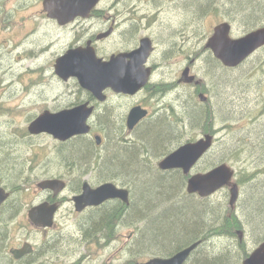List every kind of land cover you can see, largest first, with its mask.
<instances>
[{
	"label": "rangeland",
	"instance_id": "obj_1",
	"mask_svg": "<svg viewBox=\"0 0 264 264\" xmlns=\"http://www.w3.org/2000/svg\"><path fill=\"white\" fill-rule=\"evenodd\" d=\"M140 1L141 8L144 6H150L151 9L161 7L164 10V16L170 14L167 11L168 0ZM242 1L245 0H177L178 9L185 10V7L188 6L192 8L194 22L188 19V16L181 14L169 16L171 24L158 23L157 13L153 17L147 18L148 32L154 34L158 43V79L154 78L150 83L154 85L158 82V88L147 91V93L141 92L130 101L131 104L144 102L145 107L151 108L152 117L150 119L163 116V119L178 132V136H175L173 140L171 138L169 142L167 140L160 145V151L156 152L150 149L147 154L144 152L142 160L146 159V161L143 164L152 167L155 172H163L158 169L157 165L165 156L183 144L197 141L208 132L213 133L215 137L213 148L198 162L191 174L205 173L223 163L232 168L235 172L233 180L239 187V198L235 210H231L229 206V191L226 188L217 191L208 198L188 195L186 193V178L181 171H177L176 174L179 176L178 178H181L182 186L170 203L177 200L176 207L181 209L184 198L185 202L188 200L196 205H206L209 218L215 219L214 227L219 228L222 232L228 229L229 221L233 222V217L236 218L238 228L234 229V232L231 231L232 237H224L221 240L211 239L206 241L203 247L209 246L210 249L206 252L214 253L213 245L216 248L219 246V249L223 246L225 247L223 250L228 251L235 258L237 264L242 263L244 251L250 254L264 236V227L261 226L264 225V47L237 68L229 69L217 62L211 53L204 50V46L206 39L211 36L213 28L220 23H231L230 36L233 39L240 38L248 32L264 26V0H247L254 1L255 11H260L259 15H262L255 22L246 18L250 11L244 13L245 15L234 12L239 10ZM134 2H138V0H132V3ZM202 4H205L203 8L200 7ZM25 14H30V12ZM140 35L143 36L142 33ZM190 62H193L189 65L190 75L201 81V84L196 87L177 83L183 69ZM24 66L27 67V65ZM0 73L10 75L14 73V70L11 66L0 65ZM20 79L21 77L9 76L6 81L11 80L12 82ZM29 83L31 84L30 80ZM26 84L28 82L22 81L21 88L18 89L20 95H25L30 89ZM33 84L31 89L33 92L49 91L52 93L51 103L57 98L59 92L67 93L69 90L58 86L57 90L50 91L46 86ZM200 93L206 97V103L200 102L198 98ZM152 94H155L153 98ZM34 100L36 98L29 97L28 104L24 101L22 107L27 110V113L37 116L45 105L40 100H37L34 105ZM16 101L14 99L13 103ZM187 101L191 102L200 112H202V108H205L206 117L203 118V115L198 112V116L193 118V123H190L188 115L196 111H194V107H189L188 113L184 111L183 104ZM121 113L122 109L107 108L96 116V124L100 126L98 133L103 138L102 146L96 148L91 144L93 155L90 162L82 165V168L80 163L84 157L77 152V146L79 151H83L86 149L85 145L90 146V142L78 139L66 145L64 157L62 155V159L67 165L64 170L65 181L83 180L85 177H81L80 171H87L91 174L93 181L107 180L104 183L111 182L119 188L128 189L131 200L132 189L128 180L101 174L98 170L105 156H107L106 158L110 156L117 158L113 154V150L119 155L122 152L119 147L142 146L141 129H134L135 131L128 134L126 129L116 128L111 123V121H117ZM0 118H2L0 122L2 126L0 129V139H2L0 141L2 148L0 163L5 166L2 170L7 172L1 173V178L4 184L11 189V196L13 195L8 199L10 201L0 208V228L6 234L1 260L12 259L9 254L10 249L21 244L26 238L35 249L40 247L37 253L38 258L40 260L49 259L52 261L51 264H125L131 259L138 263L145 262L152 257H169L187 246L172 251L170 254H164L154 248L137 249L135 241L144 228L145 221L131 220L126 211L125 218L122 217L117 224L112 225L114 231L112 240H102L101 243L95 242L96 236H93L91 241L84 238V230L87 225H82V221L84 219L88 221L90 211L80 216L72 212L70 218H67V222L58 223L55 230L36 233L27 220V208L37 193L36 184L47 180L49 177L47 174L51 175V170L57 168L58 157L61 159V154H57L59 150L55 149V144L46 137H39L34 141L25 139L20 143L2 142L4 138L1 135L4 134V130H8L6 124L14 121L17 114L0 110ZM107 119L110 120L109 129L104 125ZM23 127L20 126V128ZM111 127L112 132L110 131ZM157 130L151 131L152 141L157 138ZM114 141L124 144L123 146L116 145L113 144ZM109 145L113 150L109 149ZM113 145L118 147L114 149ZM6 158H9L7 163L4 161ZM22 167L30 170L18 175L17 171H20L19 168ZM155 172L152 173V176L157 175ZM10 173L15 175L12 177ZM159 176L162 177L158 174ZM144 189L143 186L141 194ZM259 201L260 203H258ZM158 205L164 206L165 203L161 205L158 203ZM258 205L260 206L255 210ZM6 208L8 213H5L4 209ZM159 210L156 209L153 212ZM65 211H67L66 209H64V213L67 214L68 212ZM61 216L62 214H59V218ZM238 224L241 225V228ZM223 226L225 227L223 228ZM236 231L243 234L239 236ZM187 238L189 237L181 239V243H185ZM8 264L10 263L8 262Z\"/></svg>",
	"mask_w": 264,
	"mask_h": 264
},
{
	"label": "flooded vegetation",
	"instance_id": "obj_2",
	"mask_svg": "<svg viewBox=\"0 0 264 264\" xmlns=\"http://www.w3.org/2000/svg\"><path fill=\"white\" fill-rule=\"evenodd\" d=\"M168 1L167 11L170 14H165L164 16L163 8L151 9L150 6L141 8L140 0L134 3H132V0H98L92 5L89 3L74 5L73 0H68L69 7L59 11L45 8L43 4L44 0H0V65L11 66L14 70V73L10 75L0 73V110L17 114V118L14 121L6 124L8 130H4V134L1 135L4 138L2 142L13 141L20 143V141L25 139L34 141L36 138L46 137L55 144V149L59 150L57 154H61V159L58 157L59 164L57 168L51 170V175L47 174L49 176L47 180L63 181L65 187L61 191L56 192L51 189H40L37 186L39 183H37V193L27 208V211H29L32 206H38V204L43 203L57 206V210L53 215V226L51 228H36L30 223L26 214L28 222L36 233H46L55 230L58 223L67 222V218H70L72 212L80 216L90 210L104 207L115 201H106L97 207H87L81 212L75 210L74 198L82 193L84 183H88L91 188H97L107 180L93 181L91 174L82 170L80 171V175L81 177H85L83 180L65 181L66 175L64 170L67 165L65 160L62 159L65 147L67 144L75 142L78 139L90 142V146L92 144L96 148L97 146L101 147L103 138L99 136L98 129L100 126L96 124L95 118L107 108L122 109L119 119L113 121V126L116 128L126 129L128 134L139 129L152 117L151 108L145 107L144 102L131 104L130 101L141 92L147 93V91H153L158 88V82L154 85L148 83L142 91L134 96L122 93L116 94L111 89H107L103 93L104 100L100 101L90 92L80 88L78 78L75 75L68 73L65 74L67 75L66 77H63L64 72L56 69L57 62L66 58L70 53L75 52L77 53V58L83 56L86 60H89L91 57H95L103 63L110 62L112 58L116 59L119 62L118 67L122 70H127L135 67L130 64V58L127 55L135 51L138 52L142 43L146 41L151 50L144 63V67L150 70L149 82L154 78L158 79V43L154 34L148 32L147 18L153 17L157 13L158 23L171 24L172 21L169 16L181 14L188 16V19L194 22V14L191 7L188 6L187 9L180 10L177 8V0ZM77 6L78 8H76ZM28 12L30 14H25ZM229 24L231 25V23ZM141 33L143 36L140 35ZM191 63L193 62H190L183 69L182 73L188 69L190 75L189 65ZM24 65H27V67ZM23 67L25 68L19 73ZM9 76L13 78L21 77V79L7 82L6 80ZM22 81L28 82L26 85L27 88H30L25 95H20L18 90L21 88ZM33 83L35 85L46 86L50 91L57 90L58 86L69 90L67 93L59 92L57 98L51 103L50 97L52 93L49 91H44L43 93L33 92L31 90L34 86ZM177 83L180 84L179 82ZM190 86L196 87L194 85ZM154 96L155 94H152V98ZM29 97L36 98L33 101L34 105L37 103V100L44 103L45 107H43L39 115L45 112L56 114L82 105H86V108H92V114L87 120V124L90 127L89 133L77 135L65 141H59L48 133L30 134L28 126L39 115L35 116L34 114L27 113V110L25 109V111L22 107L24 101L28 104ZM14 99L17 101L13 103ZM7 102L12 104H8ZM137 106L146 110L148 115L135 126V130L129 131L126 127L127 118L131 109ZM1 121L2 118H0ZM20 126L24 127L20 128ZM1 127L0 125V129ZM17 129L21 130L15 131ZM208 133L213 134L211 132ZM19 169L20 171H17L19 172L18 175H22L30 170L25 167ZM0 186L9 194V199L12 191L4 184L1 173ZM64 209L67 210L65 211L68 212L67 214L64 213ZM59 214H62L60 218ZM22 219L24 220L23 216ZM24 244H30L32 251L19 260H14L11 256L16 264H51L52 261L49 259L40 260L38 258L37 253L40 247L35 249L27 241V238L13 249H20Z\"/></svg>",
	"mask_w": 264,
	"mask_h": 264
},
{
	"label": "water",
	"instance_id": "obj_3",
	"mask_svg": "<svg viewBox=\"0 0 264 264\" xmlns=\"http://www.w3.org/2000/svg\"><path fill=\"white\" fill-rule=\"evenodd\" d=\"M97 1L73 0V4L89 3L92 5ZM43 4L45 8L52 11L69 7L68 0H44ZM230 32L229 23L223 22L216 25L204 46V50L210 51L213 58L225 68L238 67L257 50L264 47V27L236 39L231 38ZM150 50V46L144 41L138 52L135 51L127 55L130 58V64L135 66L127 70L120 69L116 59L112 58L110 62L103 63L95 57H91L89 60L83 56L77 58L75 52L58 61L56 69L64 72L63 77H66L65 74L68 73L75 75L78 78L79 86L100 101L104 100L103 93L107 89H111L116 94L134 96L149 82L150 70L144 67V63ZM178 82L195 86L201 84V81L196 80L195 76L189 75L188 69L182 73ZM198 98L202 103L207 100L202 93L198 95ZM147 113L140 106L132 108L127 118V129L132 131L147 116ZM91 114L92 108H86V105L56 114L45 112L28 126V132L34 135L48 133L59 141H65L71 137L89 133L90 127L87 120ZM214 141V135L207 133L197 141L183 144L165 156L157 166L160 171H181L187 178L186 193L188 195L208 198L223 188L228 189L229 206L231 210H235L239 198V187L233 180L235 172L232 168L223 163L205 173L191 174L198 162L213 148ZM37 186L40 189L59 192L65 187V184L63 181L45 180ZM8 196L9 194L0 186V206L8 199ZM110 200H119L125 206H129L128 189L119 188L111 182L103 183L97 188H91L88 183H84L82 193L74 198L75 210L81 212L87 207H97ZM56 210V205L43 203L32 207L27 212V216L30 223L36 228H51ZM237 234L241 236L243 233L237 231ZM200 244L201 241L193 242L169 257H152L141 264H185ZM31 251V245L24 244L20 249L10 250V254L15 260H19ZM241 264H264V240L242 260Z\"/></svg>",
	"mask_w": 264,
	"mask_h": 264
},
{
	"label": "trees",
	"instance_id": "obj_4",
	"mask_svg": "<svg viewBox=\"0 0 264 264\" xmlns=\"http://www.w3.org/2000/svg\"><path fill=\"white\" fill-rule=\"evenodd\" d=\"M254 3V1H242L239 10L234 12L245 15L244 13L250 11L249 14L246 15V18L255 22L259 20L262 15H259L260 11H255ZM204 6L205 4H202L200 7L203 8ZM187 8L188 7H185V9ZM245 9L246 11H244ZM183 105V109L186 113H188L187 110L189 107L195 108L194 111L196 112L189 114L190 116L188 115L190 123H193V118L197 117L199 113L203 115V118L206 117L205 108H202V112H200L191 102L187 101ZM163 118V116H161V118L156 116L155 119L152 118L153 120L150 119L146 121L139 128L142 130L141 147H119L122 152L118 155V152L116 153L115 150L111 149V145L108 146L109 149L113 150V154L117 158H111V156L106 158L107 156H105L98 170L101 174L113 175L117 178L120 177L128 180L127 182L131 184L132 198L127 207L121 202L114 201L104 207L90 210L88 221L86 219L82 221V225H87L84 230L85 240L91 241L93 236H96L95 242L101 243L102 240H112L114 233L112 225L117 224L122 217L125 218L124 213L126 211L131 220L145 221V226L135 241V245L139 250L154 248L156 251L170 254L172 251L180 249L183 246L201 241V244L192 252L193 254H191L185 264H237L235 258L232 257L228 251L223 250L225 247L222 246L219 249V246L216 248L213 245V250H215L214 253L206 252L210 249L209 246L207 248H205L206 246L203 247V244L211 239L217 238L221 240L224 237H232L231 231L234 232V229L238 228L237 219L233 217V222L229 221L228 229L222 232L219 228L214 227L215 219L209 218L206 205H196L195 203L188 202V200L185 202V200H183L184 198H180L183 202L181 203V209H178L176 207L177 200L174 203H170L174 200L182 186V182H180L181 178H178L179 176L176 174L177 171H168L167 173L155 172L152 170V167L143 164V162L146 161V159L142 160L144 152L147 154L148 151L150 152V149L156 152L160 151V145L163 142L167 140V142H169V139L172 138L173 140L175 136H178V132L174 130V127L170 126V123L166 122ZM111 123H113V121H111ZM104 125L105 128L109 129L110 120L107 119ZM156 129H158L156 132L157 138L155 141H152L150 134L151 131ZM110 131L112 132V127ZM113 144H121V146H123L124 143L122 144L121 142L118 143L114 141ZM113 146L114 149L118 147L115 145ZM85 147L86 149L79 151L77 146V152L84 157L82 163H80L81 168L82 165H86L90 162L89 160L93 155L91 146L85 145ZM0 151H2L1 147ZM8 159L9 158H6L4 161L7 163ZM4 167L5 166L0 163V173H7L5 172L6 170H2ZM154 172L157 175L152 176ZM142 174L143 176L141 177ZM158 174L162 177H158ZM10 175L13 177L15 174L12 175L10 173ZM143 186L145 189L141 194V188ZM158 198H160V200H158ZM158 203H160V205L163 203L168 205L159 206ZM186 203H188V205H186ZM258 203H260V201ZM259 206L260 205H258L255 210ZM7 208H9V206ZM7 208L5 209V213H8ZM156 209L160 210L153 212V210ZM238 225L239 228H241V225ZM261 226L264 227V225ZM224 227L225 226H223V228ZM5 236L6 234L0 228V264H8V262L10 264H15L12 259L8 260L4 258L1 260ZM186 237L189 238L185 239V243H181V239ZM263 239L264 236L259 242ZM247 256L248 253L244 251L243 258ZM138 263H136L134 259H131L125 264Z\"/></svg>",
	"mask_w": 264,
	"mask_h": 264
},
{
	"label": "bare ground",
	"instance_id": "obj_5",
	"mask_svg": "<svg viewBox=\"0 0 264 264\" xmlns=\"http://www.w3.org/2000/svg\"><path fill=\"white\" fill-rule=\"evenodd\" d=\"M71 3H72V2H71ZM79 5H80V4H79ZM76 8H77V7H76ZM52 19H53V18H52ZM171 108H172V107H171ZM2 177H4V176H2ZM4 180H5V179H4ZM10 181H11V180H10ZM16 185H17V184H16ZM16 185H15V186H16ZM3 186H4V185H3ZM13 187H14V186H13ZM17 187H18V186H17ZM11 188H12V187H11ZM16 195H17V194H16ZM12 196H13V195H12ZM12 196H11V197H12ZM8 201H10V200H8ZM16 202H18V201H16ZM8 203H9V202H8ZM8 203H7V204H8ZM11 204H13V203H11ZM7 206H8V205H7ZM21 206H22V205H21ZM32 207H33V206H32ZM14 208H15V207H14ZM4 210H5V209H4ZM52 241H53V240H52ZM52 241H51V242H52ZM53 243H54V242H53ZM45 245H46V244H45ZM43 246H44V245H43ZM4 247H5V246H4ZM45 248H46V246H45ZM37 249H38V248H37ZM38 250H39V249H38ZM49 250H50V249H49ZM44 251H45V250H44ZM42 252H43V251H42ZM192 254H193V253H192ZM5 255H6V254H5ZM50 255H51V254H50ZM5 257H7V255H6ZM56 257H57V256H56ZM9 259H10V258H9ZM11 263H12V262H11ZM14 263H15V262H14Z\"/></svg>",
	"mask_w": 264,
	"mask_h": 264
}]
</instances>
